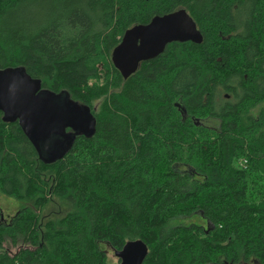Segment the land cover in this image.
<instances>
[{
	"label": "trees",
	"instance_id": "16d2710c",
	"mask_svg": "<svg viewBox=\"0 0 264 264\" xmlns=\"http://www.w3.org/2000/svg\"><path fill=\"white\" fill-rule=\"evenodd\" d=\"M178 10L202 42L124 80L125 31ZM10 68L89 107L96 129L45 165L0 113V192L29 201L9 222L0 210V264H112L137 240L143 264H264V0H0ZM191 216L206 225L175 224Z\"/></svg>",
	"mask_w": 264,
	"mask_h": 264
},
{
	"label": "water",
	"instance_id": "95a60500",
	"mask_svg": "<svg viewBox=\"0 0 264 264\" xmlns=\"http://www.w3.org/2000/svg\"><path fill=\"white\" fill-rule=\"evenodd\" d=\"M200 44L202 35L185 10L154 17L123 34L111 53V63L126 80L139 64L161 55L171 43ZM0 113L4 123L17 122L45 165L63 159L78 136L91 138L96 121L89 107L73 101L67 92L45 90L23 68L0 70ZM148 249L129 241L114 256L120 264H143Z\"/></svg>",
	"mask_w": 264,
	"mask_h": 264
},
{
	"label": "rangeland",
	"instance_id": "374dc122",
	"mask_svg": "<svg viewBox=\"0 0 264 264\" xmlns=\"http://www.w3.org/2000/svg\"><path fill=\"white\" fill-rule=\"evenodd\" d=\"M96 107L98 105L95 104ZM29 201L27 200H22V201H17L11 197L5 196L0 192V210L2 215L4 216V218L6 220L8 219H12V217L16 214V212H18L20 209L26 207L28 205ZM56 209V207L54 208ZM178 223L175 224H179V225H183V226H188V225H196V226H204L206 225V221L202 218V217H196V216H191L188 218H182L177 220ZM9 250L11 251V253H15L16 252V248H11L9 247ZM108 257L111 261L112 264H120L118 259L114 256V253L112 251H108Z\"/></svg>",
	"mask_w": 264,
	"mask_h": 264
},
{
	"label": "flooded vegetation",
	"instance_id": "af4514ba",
	"mask_svg": "<svg viewBox=\"0 0 264 264\" xmlns=\"http://www.w3.org/2000/svg\"><path fill=\"white\" fill-rule=\"evenodd\" d=\"M1 220L4 221V223H5V221L9 222L11 219L6 220V219L4 218V216H2V217H1Z\"/></svg>",
	"mask_w": 264,
	"mask_h": 264
}]
</instances>
